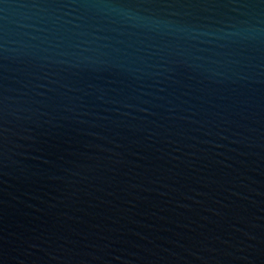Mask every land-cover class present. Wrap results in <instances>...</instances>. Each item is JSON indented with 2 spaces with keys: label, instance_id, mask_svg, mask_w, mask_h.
Returning a JSON list of instances; mask_svg holds the SVG:
<instances>
[{
  "label": "water",
  "instance_id": "1",
  "mask_svg": "<svg viewBox=\"0 0 264 264\" xmlns=\"http://www.w3.org/2000/svg\"><path fill=\"white\" fill-rule=\"evenodd\" d=\"M0 264H264V0H0Z\"/></svg>",
  "mask_w": 264,
  "mask_h": 264
}]
</instances>
